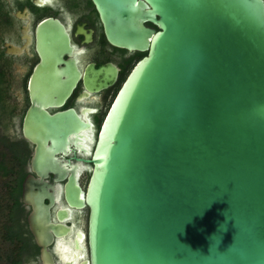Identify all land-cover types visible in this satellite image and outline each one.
<instances>
[{"label": "water", "instance_id": "water-1", "mask_svg": "<svg viewBox=\"0 0 264 264\" xmlns=\"http://www.w3.org/2000/svg\"><path fill=\"white\" fill-rule=\"evenodd\" d=\"M91 2L112 47L146 55L86 149L85 190L78 165L31 161L40 181L26 178L22 195L40 264H264V0ZM35 37L29 92L65 98L78 78L60 68L68 36L45 20ZM82 126L34 109L23 133L46 158L44 140L64 146ZM49 173H70L64 206ZM84 209L86 231L65 224Z\"/></svg>", "mask_w": 264, "mask_h": 264}, {"label": "flooded vegetation", "instance_id": "flooded-vegetation-1", "mask_svg": "<svg viewBox=\"0 0 264 264\" xmlns=\"http://www.w3.org/2000/svg\"><path fill=\"white\" fill-rule=\"evenodd\" d=\"M45 20L58 21L68 36L69 48L60 68L68 74L73 67L78 74L72 91L65 98L59 93L29 92L30 75L40 60L35 29ZM16 49L23 51L17 53ZM144 55L117 49L108 43L91 0H0V163L6 167L7 179L11 181L8 192L18 184V215L38 250L36 264H40L39 248L28 226L32 209L22 195L26 178L40 181L32 170L31 161L60 160L70 162V166L78 165V184L85 190L92 168L86 161L92 159L103 121L131 69ZM34 109L45 110L50 115L72 112L83 126L76 134L67 137L64 146H55L50 140H44L42 147L49 157H38L37 145L26 139L23 133L26 114ZM86 149L91 154H87ZM66 176L64 181H55L56 175L49 173L42 180L54 186L48 189V193L59 195L61 205L63 186L70 173ZM82 178L86 180L85 185ZM58 209L57 203L50 209L54 223H57ZM87 214V209L73 211L65 224L86 231ZM56 243L55 239L48 248L55 260L59 251Z\"/></svg>", "mask_w": 264, "mask_h": 264}, {"label": "trees", "instance_id": "trees-1", "mask_svg": "<svg viewBox=\"0 0 264 264\" xmlns=\"http://www.w3.org/2000/svg\"><path fill=\"white\" fill-rule=\"evenodd\" d=\"M0 174L3 178H7L8 176V171L2 163H0ZM17 186L18 184H16L11 192H8L9 201L10 203L11 201L13 202V206L9 209L10 227L7 229L6 239L10 242H18L20 247L18 257L10 259V264H22L23 260L37 261L38 258V250L18 215L19 208L16 199L19 193V188ZM23 257L24 259H22Z\"/></svg>", "mask_w": 264, "mask_h": 264}, {"label": "rangeland", "instance_id": "rangeland-1", "mask_svg": "<svg viewBox=\"0 0 264 264\" xmlns=\"http://www.w3.org/2000/svg\"><path fill=\"white\" fill-rule=\"evenodd\" d=\"M1 135L0 133V139H2ZM81 181L84 185L86 184L85 178H82ZM10 182V179L0 176V264H10V259L18 257L20 247L18 242H10L6 239L7 229L10 227L9 209L11 203L7 187ZM22 264H36V262L23 260Z\"/></svg>", "mask_w": 264, "mask_h": 264}]
</instances>
